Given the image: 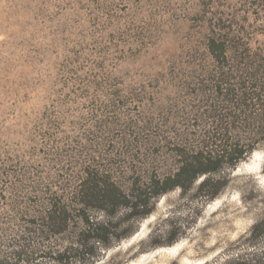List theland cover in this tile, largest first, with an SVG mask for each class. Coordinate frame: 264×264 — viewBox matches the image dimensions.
<instances>
[{
  "label": "rangeland",
  "instance_id": "obj_1",
  "mask_svg": "<svg viewBox=\"0 0 264 264\" xmlns=\"http://www.w3.org/2000/svg\"><path fill=\"white\" fill-rule=\"evenodd\" d=\"M216 34L264 56V0H0V249L21 237L39 246L26 220L52 193L68 197L87 168L122 187L150 152L160 171L173 169L165 140L196 129ZM262 190L264 143L216 198L159 196L137 231L93 264L222 261L264 214ZM169 216L180 226L173 244L142 249Z\"/></svg>",
  "mask_w": 264,
  "mask_h": 264
},
{
  "label": "trees",
  "instance_id": "obj_2",
  "mask_svg": "<svg viewBox=\"0 0 264 264\" xmlns=\"http://www.w3.org/2000/svg\"><path fill=\"white\" fill-rule=\"evenodd\" d=\"M206 46L211 70L206 88L200 89L208 94L193 113L197 130L165 140L174 168L160 171L150 152L139 160L147 168L136 170L134 165L138 174L127 187L104 168H87L68 197L52 193L45 209L26 220L36 235H42V243L36 246L33 239L21 237L12 242L11 250L0 249V264H44L42 259L51 264H93L102 251L137 231V223L152 213L159 196L178 189L182 197L192 192L191 197L206 201L221 193L230 173L264 143V56L260 46L253 48L235 34L213 35ZM177 223L167 217L142 249L173 244ZM214 264H264V214L240 238L236 250Z\"/></svg>",
  "mask_w": 264,
  "mask_h": 264
}]
</instances>
